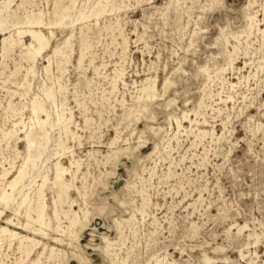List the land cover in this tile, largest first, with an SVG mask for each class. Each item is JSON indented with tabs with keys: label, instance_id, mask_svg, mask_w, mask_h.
<instances>
[{
	"label": "rangeland",
	"instance_id": "374dc122",
	"mask_svg": "<svg viewBox=\"0 0 264 264\" xmlns=\"http://www.w3.org/2000/svg\"><path fill=\"white\" fill-rule=\"evenodd\" d=\"M27 1L12 0L9 30L0 28V193L28 159L32 129L50 142L38 163L53 155L42 174L52 179L61 159L71 190L58 201L59 224L57 194L45 188L50 236L36 235L41 244L29 258L18 240L0 239V264H31L45 245L39 264H264V0H108L101 17L91 13L96 0ZM67 6L68 26L53 36L43 28L52 48L35 74L22 46L3 59L18 17L34 10L49 22ZM73 31L71 56L56 55ZM148 79L157 89L144 94ZM35 99L44 111L34 113ZM59 116L72 117L74 135L51 125ZM33 173L16 200L0 205V225L28 220V205H19L42 183ZM75 212L81 223L63 232ZM29 222L18 231L33 236L40 226Z\"/></svg>",
	"mask_w": 264,
	"mask_h": 264
},
{
	"label": "bare ground",
	"instance_id": "6f19581e",
	"mask_svg": "<svg viewBox=\"0 0 264 264\" xmlns=\"http://www.w3.org/2000/svg\"><path fill=\"white\" fill-rule=\"evenodd\" d=\"M23 1V0H22ZM34 1V0H33ZM85 1V0H84ZM104 1L108 0H96V3H91L92 5L90 6L91 8V13L92 15H97V17H101V15L105 12L106 5L104 4ZM112 1V0H111ZM140 1V0H139ZM78 2V1H77ZM115 2V1H114ZM65 3V1H64ZM67 3V2H66ZM65 3V4H66ZM90 3V2H89ZM179 3V2H178ZM193 3V1H192ZM27 4H32L31 1H27ZM61 4V3H60ZM71 4L74 6L75 2H71ZM70 4V5H71ZM176 4V3H175ZM11 5H12V0H4L3 1V8H0V28L2 29L3 32L9 30L7 27V23L5 20V13L8 16H11ZM24 5V4H23ZM63 5V4H62ZM177 5V4H176ZM57 6V5H56ZM65 6V5H64ZM179 6V5H178ZM186 6V5H185ZM20 7V6H19ZM55 7V6H54ZM89 7V6H88ZM169 7V6H168ZM182 7V6H181ZM191 7V6H190ZM61 8V7H60ZM72 6H67L64 7L61 11H54V19H50L49 22L45 21L44 15L42 12H34L33 11H28L27 14L23 15L22 17H18L17 21L14 22L13 27L15 30V33L13 34L12 30L9 31V35L5 36L3 41V59L5 60L9 53L13 50L16 46H22L26 50V55L28 57V60L32 61L34 64L28 69V72H32L35 74V64L37 59L44 54L45 51L49 50L52 48L51 44V39L48 37V35L45 34L43 31V28H49L51 30L52 36L54 35L53 30L55 28L63 27V26H68L69 23H67L66 19L70 18V11H71ZM79 8V7H78ZM114 8V7H113ZM116 8V7H115ZM22 9V8H21ZM88 9V8H87ZM86 9V10H87ZM89 9V11H90ZM118 9V8H117ZM15 10V9H14ZM20 10V9H19ZM40 10V9H39ZM82 10V9H81ZM114 10V9H113ZM177 10V9H176ZM73 11V10H72ZM17 12V11H16ZM79 12V11H78ZM26 13V12H25ZM81 13V12H80ZM84 13V12H83ZM82 19L88 18L89 15L83 14ZM88 13V12H87ZM95 13V14H93ZM54 14V13H53ZM181 14V13H180ZM19 15V14H18ZM47 15V14H46ZM177 15V14H176ZM14 16V15H13ZM20 16V15H19ZM76 16V15H75ZM46 17V16H45ZM96 17V18H97ZM12 18V17H11ZM16 18V17H15ZM73 18V17H72ZM180 18V17H179ZM77 20L72 21L70 23V26L72 28L75 27L76 22L78 21V17H76ZM254 17L253 15H248V20L251 21V24H249V27H252L254 23ZM8 20V19H7ZM12 20V19H11ZM14 20V19H13ZM69 20V19H68ZM82 20V21H83ZM90 20V19H89ZM93 20V19H92ZM87 21V20H86ZM96 24V23H95ZM165 24V23H164ZM256 24V23H255ZM94 25V24H93ZM86 25H84L85 27ZM88 26V25H87ZM91 27V26H90ZM117 27V26H116ZM12 28V27H11ZM121 28V27H120ZM248 28V27H247ZM253 28V27H252ZM115 29V28H114ZM124 30V29H123ZM260 30V29H259ZM262 31V30H261ZM84 32V31H83ZM250 32V31H249ZM252 32V31H251ZM259 32V31H258ZM17 34V37L16 35ZM249 35V34H248ZM252 35V34H251ZM28 36L30 38L29 42H26L24 40V37ZM118 36V35H117ZM250 36V35H249ZM248 36V37H249ZM74 37V31L71 33L70 37H68L62 46H59L57 48H54L53 51L55 54H62L65 58H68L71 56L73 52V45H72V38ZM264 37V35H263ZM52 38V37H51ZM82 39V37H81ZM85 40V39H84ZM120 43V42H119ZM125 43L127 44V41L125 40ZM57 46V45H56ZM82 46V45H81ZM88 46V45H87ZM234 48V47H233ZM236 48V47H235ZM65 49L70 51V55L66 54ZM84 50V49H82ZM23 53V52H22ZM11 55V54H10ZM232 55V54H231ZM26 57V56H25ZM79 63L82 64L83 60L85 58V53L82 52L80 56ZM229 57V56H228ZM51 58V57H50ZM49 58V59H50ZM230 59V58H229ZM233 59V58H232ZM63 60V59H62ZM64 62V61H63ZM50 67H51V62L49 61V65L45 67V70L47 73H50ZM261 67V66H260ZM122 68V67H121ZM263 68V67H262ZM63 69V68H62ZM123 71V70H122ZM14 74V73H13ZM116 75V74H115ZM14 76V75H13ZM121 76V75H120ZM117 79V78H116ZM32 80V79H31ZM119 81V80H118ZM9 82V81H8ZM31 82V81H30ZM56 82V81H54ZM117 82V81H116ZM110 84V83H109ZM19 85V84H18ZM111 85V84H110ZM64 86V85H63ZM113 86V85H112ZM235 87V86H234ZM23 89V88H22ZM157 86H156V79L153 80H147L146 83L142 87V91L144 94L145 93H150V92H156ZM25 90V89H24ZM23 90V91H24ZM113 90V89H112ZM14 92V91H13ZM26 93V92H25ZM54 93V88L53 87H48L46 88L45 94L50 98L53 96ZM61 93V92H60ZM113 93V91H112ZM44 94V93H43ZM14 95V94H12ZM38 95V94H36ZM112 95V94H111ZM27 96V95H26ZM35 98V97H34ZM39 98V97H38ZM221 98V97H220ZM232 98V97H231ZM119 100V99H118ZM138 100V99H137ZM47 101V100H46ZM52 101V100H51ZM43 102V101H42ZM31 103V102H30ZM46 103V102H44ZM227 103V102H225ZM12 104V103H11ZM82 104V103H81ZM202 104V103H201ZM218 104V103H217ZM31 105L33 106V111L34 113H38L40 110H43L41 105L39 104L38 100L35 99L32 101ZM43 105V104H42ZM52 105V104H51ZM200 106V105H199ZM27 108V107H26ZM46 108V107H44ZM32 109V108H31ZM199 109V108H198ZM47 110V109H45ZM44 111V110H43ZM47 112V111H46ZM59 112V111H58ZM200 112V111H199ZM50 113V112H49ZM49 113H45L47 116V119L49 118ZM60 113V112H59ZM187 113V112H186ZM198 113V112H197ZM51 114V113H50ZM55 115V114H54ZM60 115V114H59ZM195 115V114H194ZM39 116V115H38ZM42 116V115H41ZM201 116V115H200ZM199 116V117H200ZM54 117V116H53ZM67 117V116H66ZM184 117V115H183ZM202 117V116H201ZM188 118V117H186ZM197 118V117H196ZM51 119V118H50ZM49 119V120H50ZM71 118H65L62 116H59L58 121L54 122L53 126L55 124L61 125L64 127V134L66 137H68L69 134H73L72 128L70 129V123H71ZM86 120V119H85ZM200 120V119H199ZM46 122V120H44ZM179 122V121H178ZM200 122V121H199ZM37 123V122H36ZM40 123V122H39ZM48 123V122H47ZM88 123V122H87ZM196 123V122H195ZM35 124V123H34ZM194 125V124H193ZM36 126V125H35ZM39 126V125H38ZM52 126V127H53ZM43 127V126H42ZM41 127V128H42ZM50 127V126H49ZM181 127V126H180ZM179 127V128H180ZM34 128V127H33ZM54 128V127H53ZM60 129V128H59ZM208 130V129H207ZM39 131V130H38ZM41 133H38L36 130L32 129L29 131L25 137L27 139L26 142V149L28 153V159L21 165L22 167L18 171L16 175H14L13 178L10 179L8 185L3 187L2 192L0 193V205H5L6 207L9 206V204L15 199L14 194L15 191L18 190L19 186L22 185L23 188L25 187L23 182H25V178L29 174V170L34 171L32 177V182H36V179L40 176L42 177V183L39 184V188H37V191L34 195V197H30L28 193L24 194L22 201L19 206H23L25 204L28 205L29 212H28V220L25 222H22V220L18 221V223H15L12 218H7L5 224L7 223L8 225H18L17 229H11L9 226L6 225H0V239L1 242L4 241L5 239H8L10 242H13L14 240H18L20 243L21 249H23L25 255L27 258L31 257L34 249H37L36 247L41 244V241L37 239L36 235L41 234L42 238H47L50 236V233L48 232L49 228L51 227L52 221L51 218L47 216V211H48V204L46 202V194H45V188L50 185L52 189L55 190V193L57 194V198L55 199V209H54V217L57 220V222L60 224L61 222V210L59 208L58 201L60 202V206L65 201V197L69 196V191L71 190V184L69 183V180L67 179V175L70 173L68 168L63 164L61 159H58L56 163L54 164V169H53V178L51 179L50 173L45 172L42 174V171L47 164L49 160H51L52 156L48 157L44 162L41 164L38 163V160L41 158H44L45 151L47 150V146L49 140L47 133L44 132L45 130L41 129ZM47 131V130H46ZM62 131V132H63ZM9 132V131H8ZM211 132V131H210ZM7 133V132H6ZM25 133V132H24ZM61 134V133H59ZM62 135V134H61ZM5 137V136H4ZM13 136H11L12 138ZM59 138V137H58ZM21 139V138H20ZM51 141V140H50ZM66 141V140H65ZM65 141H63V138L60 136L58 146L64 147L65 150ZM67 145V144H66ZM69 147V146H68ZM69 150V149H68ZM252 150V149H251ZM56 152V151H55ZM60 152V151H59ZM55 156V155H54ZM62 159L64 158L63 155H61ZM13 168V167H12ZM6 170V169H5ZM4 170V171H5ZM75 174V173H74ZM9 172H6L4 174V177L8 176ZM30 175V174H29ZM9 177V176H8ZM2 179V178H1ZM6 179V178H5ZM2 182V181H1ZM3 183H0V185ZM31 184V183H30ZM29 185V184H28ZM33 185V184H32ZM30 186V185H29ZM29 188V187H28ZM21 190V189H20ZM23 190V189H22ZM21 190V191H22ZM27 190V189H26ZM20 191V192H21ZM30 191V190H28ZM32 192V190H31ZM30 192V193H31ZM17 193V192H16ZM22 195V192H21ZM19 196V195H18ZM21 197V196H20ZM69 198V197H68ZM16 200V199H15ZM69 205V204H68ZM18 206V204H17ZM70 206V205H69ZM12 207V206H11ZM14 207V206H13ZM20 207V208H21ZM19 210V209H18ZM71 211V210H70ZM5 209L0 208V218L4 214ZM65 212V213H64ZM62 214L64 213L65 216L69 215V211L66 212L64 210ZM27 213V212H26ZM72 213V212H71ZM74 215V214H71ZM72 218V217H71ZM70 219V218H69ZM68 219V220H69ZM33 221L34 223H39L38 225L40 227H35L32 229L33 236H28L27 234H24V231L29 230L30 228V222ZM62 223V222H61ZM70 225H68L66 228L62 229L63 232L69 231L70 229L74 228L75 226L79 225L81 223L80 217L78 214L75 212V216L71 219ZM57 225V224H56ZM60 227V225H59ZM56 228V226H55ZM61 228V227H60ZM245 228V227H244ZM18 229H21L23 232L18 231ZM52 229V228H51ZM241 229V228H240ZM121 231V230H120ZM28 232V231H27ZM59 232V231H58ZM31 233V232H30ZM72 233V232H71ZM59 234V233H58ZM67 235V234H65ZM72 235V234H71ZM72 238V237H71ZM58 239V238H56ZM53 240V239H52ZM110 243V242H108ZM257 244V243H256ZM109 245V244H108ZM1 246V245H0ZM12 246V245H10ZM3 247V246H2ZM19 248V246H17ZM48 248L47 245L43 247V251L40 253V257L37 260L31 261V264H39L41 261L42 255H44V252ZM55 248H51V254L54 252ZM20 252V251H19ZM57 252V251H56ZM1 253V252H0ZM55 253V252H54ZM2 254V253H1ZM21 254V253H20ZM23 255V254H22ZM49 255V254H48ZM24 256V255H23ZM55 257V256H52ZM209 257V256H208ZM57 258V257H56ZM51 259V258H50ZM24 262V261H22ZM3 264V263H2ZM213 264V263H212Z\"/></svg>",
	"mask_w": 264,
	"mask_h": 264
}]
</instances>
